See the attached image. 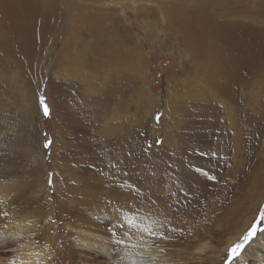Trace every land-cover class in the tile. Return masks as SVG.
Listing matches in <instances>:
<instances>
[{
	"label": "rangeland",
	"instance_id": "rangeland-1",
	"mask_svg": "<svg viewBox=\"0 0 264 264\" xmlns=\"http://www.w3.org/2000/svg\"><path fill=\"white\" fill-rule=\"evenodd\" d=\"M65 1L0 0V181L15 178L21 182L19 190L28 193H41L43 183L52 192L54 183H63L62 164L78 168L77 176L101 175L106 162L114 161L118 169L112 172L111 186L118 187L119 175L114 174L120 169L141 208L148 207L142 203L148 199H139V187L152 183L185 194L197 185L215 200L186 212L182 202L188 198L179 193V208L173 207L165 221L175 226L174 240L185 243L179 245L185 251L191 243L188 236H204L215 227L212 209L244 203L236 225L220 227L205 241L213 247L212 258L218 259L226 244L236 240L221 260L228 264L264 231V0H73L74 5L65 6L69 19L84 12L83 17L91 18L90 27L106 24L105 39L112 45V30L126 45L118 51L121 56L107 48L108 64L118 61L122 69L120 76H111L114 66L109 65L105 75L111 77L105 85L89 64L75 72L67 67L70 74L57 76L65 67L59 57L71 59L73 49L81 52L89 42V52H100L94 45L97 29L79 22V42L61 52L71 40L68 29H62ZM171 24L180 31L174 32ZM184 29L196 44H206L202 50L225 75L221 83L209 82V66L199 68L203 64L185 48L189 41ZM4 172L11 176L4 177ZM259 201L251 225L238 240L241 221L252 218L251 209ZM56 221L62 228V218ZM104 222L97 224L110 227ZM66 254L70 250L63 255L64 264L70 261ZM171 258L177 262L175 255ZM209 259L202 256L201 264Z\"/></svg>",
	"mask_w": 264,
	"mask_h": 264
},
{
	"label": "bare ground",
	"instance_id": "bare-ground-1",
	"mask_svg": "<svg viewBox=\"0 0 264 264\" xmlns=\"http://www.w3.org/2000/svg\"><path fill=\"white\" fill-rule=\"evenodd\" d=\"M63 3L66 13L63 12L62 14L65 21L62 29H68V37L71 40H67L65 45H69L65 48V52L64 49L61 52L63 54L68 52L67 50L72 45L79 42L80 39L75 33L79 30L76 29L77 25H79L78 22L82 27H87L92 31L97 29L98 37L94 45L98 46L100 52L96 55L91 53V50L89 52L88 49L91 47L88 45L89 42L84 44L81 52H74L73 49V52L70 53L72 56L71 59L69 58L70 60L66 59V55L63 58L59 57V65L65 64V67L63 68L62 66L63 69L59 70L57 76H65L64 74H70L69 71L75 72L74 70L78 68L82 70L86 64L97 69L94 73L95 78L102 79L104 77V85L111 76H120L119 72L122 66L118 61H114V64L111 63L114 66V71L110 73L111 76L105 75L106 69L111 65L108 64L111 55H106L105 53L108 51L107 48L109 49V46H112L113 48L110 51L113 49L116 54L118 53L121 56V52L118 51H122L121 49L126 47L123 39L117 38L116 33L112 30L111 34L113 35L111 36L114 40V45H112L108 41L109 38L105 39L109 30L105 23L102 22L101 24L99 22L101 17L98 18L100 23L98 28L90 27L89 20L91 18L86 19L85 16L83 17L84 12L80 16V13H77L75 14L76 16H72L69 19L70 9L65 6L74 5L75 1H65ZM79 27L81 26L79 25ZM168 27L174 32L180 31L179 26H175V24L168 25ZM188 32L187 29H184L183 34L186 35L187 43L189 41V46H185V48H189L195 53L197 63L203 64L199 68L209 66L205 67L209 82L221 83L220 81L224 80L225 75H221L215 70L216 66L212 63L211 54L203 51L206 44H196V41L191 40ZM199 42L201 41L199 40ZM198 51L203 52V56H199ZM67 67L72 70L69 69L68 71ZM72 74L74 75L75 73ZM205 81H208V79ZM95 83L100 85L97 81ZM89 87L92 88V86ZM96 88L99 89L98 85ZM200 93L201 97H203V90ZM171 98H169L170 102ZM174 101L173 99L172 105ZM228 117L231 118L230 116ZM172 119L173 117L171 116L170 124L175 122ZM82 169L83 167L79 170ZM114 169H118L116 162L108 161L104 169H100L102 176L91 172L77 176L76 171L78 168L71 169L67 164H62L61 173L63 176L61 177H63V183H54L52 192H48V188L45 187L46 184L43 185V183L40 184L41 193H28L19 190L21 182L15 178L0 181V264H64V259L62 260V258L68 250H70V254H66L70 256L68 264H113L114 262H116L115 264H124L126 262H129V264H201L202 256H210L209 260L211 261L209 264H221L228 246L229 248L232 247L237 241L228 242L218 259L212 258L213 247L209 242L205 241L208 235L217 232L220 227L227 226V224L234 221H236V225L244 203H237L235 205L236 208H227L226 204L225 206L222 204L220 208L212 209L211 223L215 227L205 233L206 237L205 235H200L197 238L188 236L191 243L183 251L179 245L183 246L185 243L174 240V236L177 235L173 232L175 226L172 227V224L165 221L166 219H171L168 213L172 211L173 207L177 206L175 208H179L178 204L180 201L177 198L180 192L175 188L157 186L152 183H147V187L141 188L133 182V185L135 184L142 190L140 193L142 197L139 199L142 201L148 199V201L142 202L148 203V207L141 208L137 201V192H131L129 191L130 189H126V182L125 184L123 183L126 179L122 178L123 174L120 169L117 172L115 171L116 174H114L115 177L119 175L118 187L111 186L115 180L112 173ZM7 174L4 172V175H2L6 178L11 176L8 175L7 177ZM45 178L47 181L48 172L46 171ZM35 179H38V177ZM251 180L249 184H251ZM104 182H107L105 187L101 186ZM196 186L186 188L185 194L180 193L183 199L184 197L188 198L182 202L186 206L182 207L186 209V212L194 209L201 210L206 204L215 200L212 197L213 195L207 196L206 194L208 193L200 192ZM43 187L44 192H42ZM65 188L66 190L64 191ZM245 188L246 190L243 191L244 196L247 194V183ZM167 190H170V194H168L169 191ZM47 198L51 201L49 208L46 207L49 201L46 200ZM106 200H109L110 204ZM201 200L203 203H200ZM177 201H179L178 204ZM262 201L258 202L256 208L252 207L251 210L254 213L251 219L241 221L237 233L238 240L247 231L248 226L251 225L252 219ZM216 203L221 204L220 201ZM53 204H55L54 207ZM58 218L63 220L62 228L57 224L56 220ZM99 220L105 221L104 223L110 227L99 226L97 224ZM175 224L179 225V223ZM64 231L65 233H63ZM196 239L203 242H198ZM208 239L211 238L208 237ZM181 252H185L183 257H180ZM172 255L177 257V262L171 258ZM191 260H194V262ZM253 260L264 264V231L260 232L255 241L249 246L238 250L235 257L228 264H249Z\"/></svg>",
	"mask_w": 264,
	"mask_h": 264
},
{
	"label": "snow or ice",
	"instance_id": "snow-or-ice-1",
	"mask_svg": "<svg viewBox=\"0 0 264 264\" xmlns=\"http://www.w3.org/2000/svg\"><path fill=\"white\" fill-rule=\"evenodd\" d=\"M45 112H47V109H45ZM252 234L250 233V236H251ZM239 247V246H238ZM238 249H233L232 251H233V253H235L236 251H237Z\"/></svg>",
	"mask_w": 264,
	"mask_h": 264
}]
</instances>
